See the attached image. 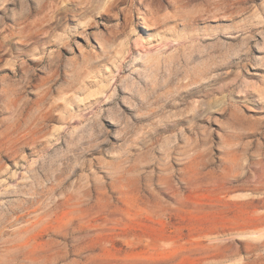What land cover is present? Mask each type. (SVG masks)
Masks as SVG:
<instances>
[{
	"label": "rangeland",
	"instance_id": "374dc122",
	"mask_svg": "<svg viewBox=\"0 0 264 264\" xmlns=\"http://www.w3.org/2000/svg\"><path fill=\"white\" fill-rule=\"evenodd\" d=\"M0 264H264V0H0Z\"/></svg>",
	"mask_w": 264,
	"mask_h": 264
}]
</instances>
